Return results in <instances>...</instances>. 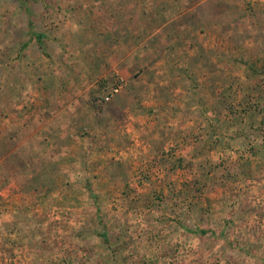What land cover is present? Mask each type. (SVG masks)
<instances>
[{
	"label": "rangeland",
	"instance_id": "1",
	"mask_svg": "<svg viewBox=\"0 0 264 264\" xmlns=\"http://www.w3.org/2000/svg\"><path fill=\"white\" fill-rule=\"evenodd\" d=\"M0 264H264V0H0Z\"/></svg>",
	"mask_w": 264,
	"mask_h": 264
},
{
	"label": "crops",
	"instance_id": "2",
	"mask_svg": "<svg viewBox=\"0 0 264 264\" xmlns=\"http://www.w3.org/2000/svg\"><path fill=\"white\" fill-rule=\"evenodd\" d=\"M97 7H100L101 8V6L99 5H97ZM106 8H108L109 9V11L111 12V13H113L112 15H110V17L108 18V17H105V19H107V21H113L115 24L117 23V22H121V21H123V20H127V18H129L131 15H130V13H126V14H122L124 11L125 12H133L134 10H135V8H134V5H133V3L131 4V5H128V6H125V7H122V9L120 10V11H118L119 10V7L120 6H118L117 8L116 7H113V6H109V5H106L105 6ZM89 8L91 9L92 8V5H89ZM115 8H116V10H115ZM108 9H106V10H108ZM118 11V12H117ZM100 12H101V10L99 9V8H97L96 10H94V13L93 14H90V15H92V17L90 16V18H87V19H83V17H79V18H74L76 21H89L90 23H95V24H97L99 21V18H100ZM115 12H116V15H115ZM90 13V12H89ZM122 14V15H121ZM123 16V17H122ZM104 19V20H105ZM123 22H125V21H123ZM243 55H240V58L242 57ZM59 114H60V112H59ZM58 114V115H59ZM54 123H56V124H58L59 125V122L57 123V122H54Z\"/></svg>",
	"mask_w": 264,
	"mask_h": 264
},
{
	"label": "trees",
	"instance_id": "3",
	"mask_svg": "<svg viewBox=\"0 0 264 264\" xmlns=\"http://www.w3.org/2000/svg\"><path fill=\"white\" fill-rule=\"evenodd\" d=\"M201 232L204 233V232H206V231H205V230H201ZM102 235H103L104 238L106 237V236H105V235H106L105 232H102Z\"/></svg>",
	"mask_w": 264,
	"mask_h": 264
},
{
	"label": "built area",
	"instance_id": "4",
	"mask_svg": "<svg viewBox=\"0 0 264 264\" xmlns=\"http://www.w3.org/2000/svg\"><path fill=\"white\" fill-rule=\"evenodd\" d=\"M113 90V89H112ZM117 89H114V91H116ZM110 98V96L107 94L106 96H105V99H109Z\"/></svg>",
	"mask_w": 264,
	"mask_h": 264
}]
</instances>
